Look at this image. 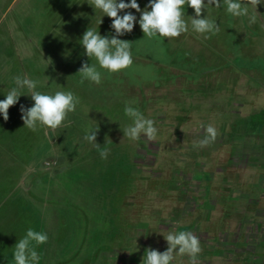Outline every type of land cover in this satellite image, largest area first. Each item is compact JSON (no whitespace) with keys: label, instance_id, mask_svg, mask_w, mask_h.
<instances>
[{"label":"rangeland","instance_id":"rangeland-1","mask_svg":"<svg viewBox=\"0 0 264 264\" xmlns=\"http://www.w3.org/2000/svg\"><path fill=\"white\" fill-rule=\"evenodd\" d=\"M242 5L256 17L245 34L224 0L202 13L220 28L208 39L187 5L189 30L177 38L149 39L137 22L118 37L131 43L132 66L108 73L80 43L87 29L114 35L87 0H0V100L16 76L80 100L55 133L24 126L27 88L7 121L0 114V264H15L29 228L48 236L32 242L39 264H143L147 249L167 250L163 235L181 231L200 240L197 264H264V3ZM85 61L99 85L79 83ZM129 104L155 121L156 140L124 136ZM210 124L216 140L194 146ZM97 127L99 148L84 139Z\"/></svg>","mask_w":264,"mask_h":264},{"label":"clouds","instance_id":"clouds-1","mask_svg":"<svg viewBox=\"0 0 264 264\" xmlns=\"http://www.w3.org/2000/svg\"><path fill=\"white\" fill-rule=\"evenodd\" d=\"M94 10L99 9L111 18L110 27L114 29V35L110 38L102 36L93 29H87L80 43L82 44L85 55L95 58L100 68L107 70L108 73H119L133 64L131 53V43L128 40L119 39L118 37L131 33L134 25L138 22L144 36L149 39L156 38H177L189 30L188 23L184 19L183 8L185 5L194 10L195 15L191 19L192 29L199 34L204 35L205 39L210 38L220 31L218 24L202 15L208 6L221 7V0H149L144 9H141L137 0H87ZM227 5V12L232 16L239 17L247 15L248 9L242 5V0H224ZM247 4L257 8L264 3V0H246ZM134 9L140 13L139 19L132 12ZM150 9V10H149ZM121 13H123L121 15ZM256 17L253 16L251 21L254 23ZM81 79L80 84L85 80L99 85L102 82V74L97 70L96 65H90L83 62L78 70ZM16 87L12 88L6 95V98L0 100V114L5 121L9 119V108L18 103L22 95L20 89L27 88L34 105L26 108L20 106L21 119L31 131L35 132L38 126L48 128L52 133L58 128H67L66 123L69 113L76 110L80 100L71 91H56L54 94H44L35 91L39 81L27 77H15ZM125 114L133 120V124L123 129L124 136L132 141H138L141 135L147 137L149 141L157 138V128L154 126L155 121L145 118V116L130 104L126 105ZM98 127L89 130L84 139L89 143H97ZM205 137L196 142L194 146L204 147L213 143L218 135L217 129L213 125L205 128ZM47 134V133H46ZM110 149L100 151L102 159H107ZM168 247L164 252L156 249H147L146 256L143 258V264H173L176 256L187 255L189 264H197L198 254L201 253L199 238L192 232H170L166 236ZM48 236L44 232H37L29 228L26 235L20 239L15 246L14 261L15 264H39L40 256L32 245H41L46 243Z\"/></svg>","mask_w":264,"mask_h":264},{"label":"trees","instance_id":"trees-1","mask_svg":"<svg viewBox=\"0 0 264 264\" xmlns=\"http://www.w3.org/2000/svg\"><path fill=\"white\" fill-rule=\"evenodd\" d=\"M253 17V16H252ZM251 16H249L248 14L247 15H241L240 16V18H236L235 20L237 21V20H240L241 21V23H240V26H239V29H241V34H245L246 33V29H245V26H249V25H253L254 23L251 21V18H252ZM249 24V25H248ZM237 28V27H236ZM219 51H221L220 50V48H219V46H215ZM183 82H184V80H183ZM179 84H180V87H181V83H177L176 85H172L171 87H170V90L172 91V93L174 92V91H176L177 89H178V87H179ZM182 88V87H181ZM183 88H184V86H183ZM181 91H185V90H187V89H185L184 88V90L183 89H180ZM180 90H178V91H180ZM177 92V91H176ZM151 99L153 98V96H151L150 97ZM150 104L149 105H151V102H149ZM254 127H256L257 129H258V126H254ZM264 129V124L263 125H260V127H259V131H262Z\"/></svg>","mask_w":264,"mask_h":264},{"label":"flooded vegetation","instance_id":"flooded-vegetation-1","mask_svg":"<svg viewBox=\"0 0 264 264\" xmlns=\"http://www.w3.org/2000/svg\"><path fill=\"white\" fill-rule=\"evenodd\" d=\"M207 264H208V262H207Z\"/></svg>","mask_w":264,"mask_h":264}]
</instances>
